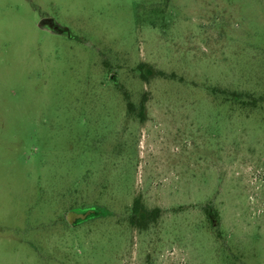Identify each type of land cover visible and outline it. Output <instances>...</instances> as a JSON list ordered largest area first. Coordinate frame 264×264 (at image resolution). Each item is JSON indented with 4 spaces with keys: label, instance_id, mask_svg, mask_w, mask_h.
I'll return each instance as SVG.
<instances>
[{
    "label": "rangeland",
    "instance_id": "rangeland-1",
    "mask_svg": "<svg viewBox=\"0 0 264 264\" xmlns=\"http://www.w3.org/2000/svg\"><path fill=\"white\" fill-rule=\"evenodd\" d=\"M247 94L264 0H0V264H264Z\"/></svg>",
    "mask_w": 264,
    "mask_h": 264
},
{
    "label": "trees",
    "instance_id": "trees-1",
    "mask_svg": "<svg viewBox=\"0 0 264 264\" xmlns=\"http://www.w3.org/2000/svg\"><path fill=\"white\" fill-rule=\"evenodd\" d=\"M141 77L142 78H145V75L144 74H141ZM222 93H226V92H222ZM230 95L233 97V98H236V99H241V94L239 93H235V92H231ZM260 101L264 100V95L261 96L260 98H258ZM257 98L247 94L246 96V100L245 101H248L250 102L251 104H256V102L258 101ZM126 108L127 110L130 112L132 110V104L131 102H129L127 100V104H126ZM143 109H144V105L143 103L139 105V111H138V117L139 118H142V112H143ZM147 214V217L148 218H145L144 219V214ZM159 213V209H154L150 212H146L143 208V206L141 205L139 199H135L133 204H132V208H131V214H130V217H129V224L130 226H133V227H136L138 229H146V225H147V221H154L156 216L158 215Z\"/></svg>",
    "mask_w": 264,
    "mask_h": 264
},
{
    "label": "water",
    "instance_id": "water-1",
    "mask_svg": "<svg viewBox=\"0 0 264 264\" xmlns=\"http://www.w3.org/2000/svg\"><path fill=\"white\" fill-rule=\"evenodd\" d=\"M40 26H42V27H46L47 26V27L50 28V30H52L54 32H60L61 31L57 26L52 24L51 21H42L40 23Z\"/></svg>",
    "mask_w": 264,
    "mask_h": 264
},
{
    "label": "flooded vegetation",
    "instance_id": "flooded-vegetation-1",
    "mask_svg": "<svg viewBox=\"0 0 264 264\" xmlns=\"http://www.w3.org/2000/svg\"><path fill=\"white\" fill-rule=\"evenodd\" d=\"M49 28V27H48ZM50 29V28H49Z\"/></svg>",
    "mask_w": 264,
    "mask_h": 264
}]
</instances>
